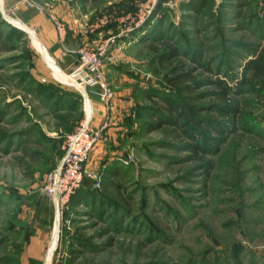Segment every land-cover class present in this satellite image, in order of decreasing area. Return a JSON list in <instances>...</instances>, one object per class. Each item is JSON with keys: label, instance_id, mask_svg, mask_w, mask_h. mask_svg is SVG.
Wrapping results in <instances>:
<instances>
[{"label": "rangeland", "instance_id": "1", "mask_svg": "<svg viewBox=\"0 0 264 264\" xmlns=\"http://www.w3.org/2000/svg\"><path fill=\"white\" fill-rule=\"evenodd\" d=\"M25 8L55 25V52L26 22ZM49 14L65 30L62 40ZM149 21L163 39L177 38L181 64L203 82L201 121L224 122L225 133L199 126L202 144L214 149L205 160L188 150L181 117L149 128L161 96L196 102L170 90L139 41ZM8 26L19 31L9 48L0 46V264H264V99L243 85L224 118L213 85L246 76L264 36V0H0V35ZM82 51L103 64L109 107L101 85L83 94L67 80ZM97 109L107 126L86 177L96 208L127 210L115 230L90 206L61 211L44 192L67 138ZM21 140L32 142L33 158Z\"/></svg>", "mask_w": 264, "mask_h": 264}, {"label": "trees", "instance_id": "2", "mask_svg": "<svg viewBox=\"0 0 264 264\" xmlns=\"http://www.w3.org/2000/svg\"><path fill=\"white\" fill-rule=\"evenodd\" d=\"M152 20H155V18ZM3 23L4 25H7L4 20ZM157 25L158 24H156V22L151 23L149 21L143 30L138 32L137 35L139 37V41L142 42L143 45H145L146 48H148L150 52L154 54L156 58L155 61L157 63L156 70H162L161 73L163 74L166 85L170 88V90L185 93L188 97H190V100L192 99V102L193 100L196 102L195 104L193 103L190 104V106H187V104H183L178 99L171 98L170 96H161V102H154L155 106L157 104L162 105L159 108L160 111L155 109L150 112V117H153L154 113L158 115V122H152L149 128L154 129V126L159 125V123L173 122L175 125H177L179 123L176 122V118H173V116L175 115V117H181L183 121L180 122V125H182L185 129V136L192 142L189 145L188 150L195 154V158L197 157V160H205V156L212 153L214 149L213 146H208V143L202 144L205 139L203 140L204 135L203 132L201 133L199 126L203 125L204 130L206 131H212L214 129L217 133H225L227 130L224 126H221L224 122H219V120L215 117H211L210 120L206 122L201 121L202 118L199 113L205 108L199 104L200 99L202 98V93H199L198 89L203 82L199 81L198 76L194 74V70L185 68L181 64L179 57L182 54V50L179 46V43L176 42L177 38L167 36L166 39H163L165 32L160 30ZM8 27L9 28H7L6 31L7 36L0 35V46L5 47V49L10 47L9 45H11L10 43L13 41L12 36L19 31L16 28L10 26ZM198 67L205 72L212 71L202 63H200ZM246 72V76H244L243 79L237 81L236 84H233L228 79L220 77L215 78L213 85L218 88V93L216 96L217 104L215 108L219 116L225 118L229 115L230 95L232 93L238 92L243 85H247L248 89L251 90L253 94H256V96L262 97V99H264V36L261 45L258 46L254 53L251 54V58L246 61L244 65V73ZM53 89V91H55V87H53ZM187 119H189L188 122H186ZM190 119L195 120L193 121ZM29 143L32 142L23 140L20 141V144L23 147V154L25 156L30 155L33 158L34 154L28 152L27 150ZM198 153H200V156H197ZM205 165L207 170L211 166V161L207 160ZM91 182V179L87 177L84 178L82 186L71 197L68 203L69 206L67 205V209H71V211L73 209L75 212V206L85 204V206H90V211L92 214H94V216L96 215L99 219H103L106 215L111 220L114 230L118 229L122 226L121 222L127 210L123 211L121 208V211L119 212V205L116 203H112V205H114L113 212H108L106 207L102 206V204L96 208L95 189L92 188ZM82 213L86 212L83 211Z\"/></svg>", "mask_w": 264, "mask_h": 264}, {"label": "built area", "instance_id": "3", "mask_svg": "<svg viewBox=\"0 0 264 264\" xmlns=\"http://www.w3.org/2000/svg\"><path fill=\"white\" fill-rule=\"evenodd\" d=\"M57 26L58 34L61 40L65 36V30L55 21V16L49 14ZM104 54H99L100 56ZM103 64L97 54H89L82 51L79 65L69 75L79 86L85 84L87 88H93L101 85V100L106 107L111 105L114 98V92L104 82L102 72ZM86 88H81L85 94ZM90 105V104H88ZM88 113V112H87ZM106 123L96 126L94 117L87 114L77 130L67 138L65 143L67 147L66 154L63 156L57 168L49 176L44 192L50 196L58 209L63 208L69 203L71 197L82 186L84 178L87 176L89 161L95 153V148L102 138L103 129ZM91 175V174H88Z\"/></svg>", "mask_w": 264, "mask_h": 264}, {"label": "crops", "instance_id": "4", "mask_svg": "<svg viewBox=\"0 0 264 264\" xmlns=\"http://www.w3.org/2000/svg\"><path fill=\"white\" fill-rule=\"evenodd\" d=\"M23 12L26 22L37 26L42 41H44V43L48 45L50 48H53L55 52V25L48 19L45 13L33 9L30 10L28 8H25ZM66 56H68V54ZM99 105L100 104H97V107H100ZM98 112L99 110L97 109V114H95L94 116V124L96 126L101 125V120L103 117V115H101V113Z\"/></svg>", "mask_w": 264, "mask_h": 264}, {"label": "bare ground", "instance_id": "5", "mask_svg": "<svg viewBox=\"0 0 264 264\" xmlns=\"http://www.w3.org/2000/svg\"><path fill=\"white\" fill-rule=\"evenodd\" d=\"M18 21V20H17ZM18 23L24 28L23 24L21 22L18 21ZM30 32V30H29ZM55 71V70H54ZM58 71V70H57ZM69 78V79H68ZM67 80H69L71 82V84H76L75 80L72 79V77L68 76Z\"/></svg>", "mask_w": 264, "mask_h": 264}, {"label": "water", "instance_id": "6", "mask_svg": "<svg viewBox=\"0 0 264 264\" xmlns=\"http://www.w3.org/2000/svg\"><path fill=\"white\" fill-rule=\"evenodd\" d=\"M8 18H9V19H12L11 17H8ZM81 87H82V88H85V84L82 83V84H81Z\"/></svg>", "mask_w": 264, "mask_h": 264}]
</instances>
